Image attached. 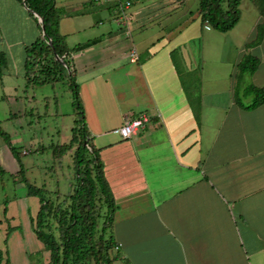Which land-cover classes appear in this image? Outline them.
Returning <instances> with one entry per match:
<instances>
[{"label": "crops", "instance_id": "crops-1", "mask_svg": "<svg viewBox=\"0 0 264 264\" xmlns=\"http://www.w3.org/2000/svg\"><path fill=\"white\" fill-rule=\"evenodd\" d=\"M136 1L124 25L115 2L55 0L59 32L69 49L68 37L94 29L95 37L75 44L83 47L69 57L76 80L86 74L84 82L97 96V73L107 74L111 92L105 98L112 95L118 105L128 106L122 125L142 114L151 120L131 139L108 144V167L98 154L117 207L109 228L117 246L111 264H264V104L245 110L235 103L232 88L204 90L195 55L175 43L176 35L195 25L191 17L173 30L181 16L171 15L180 2L136 6ZM24 13L33 30L29 45L40 32ZM71 16L83 27L63 29ZM155 27L161 31L156 45L142 37ZM122 36L130 37V44ZM132 50L136 62L130 61ZM119 80L125 81V94L117 92ZM0 168L6 170L1 162ZM24 198L10 206L7 219L4 213L0 217L1 264H50V253L35 235L38 199Z\"/></svg>", "mask_w": 264, "mask_h": 264}, {"label": "rangeland", "instance_id": "rangeland-1", "mask_svg": "<svg viewBox=\"0 0 264 264\" xmlns=\"http://www.w3.org/2000/svg\"><path fill=\"white\" fill-rule=\"evenodd\" d=\"M157 2L159 0H137L135 5L144 6ZM198 8L199 0H186L182 2L180 9L171 15L181 16V19L173 24L176 25L174 31L180 26L183 27L188 18L189 20L195 19L194 26L188 29L184 28L180 35H176L178 38L175 43L186 46L191 57L195 55L193 61L197 59L199 62L200 68L197 73H201L204 90H211L212 92L231 91V88L232 90L235 89L237 82V96L240 97V103L244 106L251 104L252 98L245 96L243 91L251 85L264 86V30L259 33L261 38L257 46L247 48L246 45L258 35L256 33L257 26L264 19V0H241L239 5L240 20L227 33H219L207 24H201L198 18ZM24 12L26 10L21 3L18 5L15 0H0V50L7 54V65L0 80V129L10 136L11 142L20 151L19 154H22L21 150L25 152L24 155L20 156L23 169L22 174H20L18 163L13 164L8 157L11 156V152L9 153L10 150L0 138V162L6 169L3 174H0V217L3 216L5 208L4 216L6 219L10 206L12 205L14 208L17 200L25 199L26 186L22 181L23 176L31 185L44 189L43 196L51 199L54 204L57 205L65 200L63 208L69 204L67 195L72 192V186L75 184V172L72 166L75 147L71 152L67 151V154L60 159L53 154V148L69 143L72 138L71 128L74 127V122L77 119V111L72 105V96L67 80L42 87L26 86L23 69L25 58L23 45H27L25 43L33 39V30L29 23L23 19ZM72 17L74 16H71L68 21H63V29L73 30L83 27L82 22L76 20L78 16ZM80 17L86 20L85 16ZM89 17L92 21V16ZM28 18L33 24L34 19L31 16ZM166 22L164 21V23ZM88 30L68 37L67 43L70 49L79 42L95 37L91 31L94 29ZM143 32H145L144 29ZM139 33L136 32L138 35ZM159 33H161L160 29L155 27L153 30L144 33L142 37H146L149 41L150 39L154 40L153 43L156 45V39L160 38ZM134 36L132 35V37ZM121 38L124 44H130V37L122 36ZM134 45L139 52L138 46L140 45L137 41ZM181 47L183 48V46ZM246 54L257 57L260 65L255 74L244 75L239 80L236 78L238 73L236 64ZM86 58L87 55L81 57L80 62ZM69 60L70 58L67 59L68 62ZM124 64L127 63L124 62ZM69 65L74 70L70 62ZM104 75L107 74L100 71L97 73L99 92L95 93L97 96H94L89 85L85 84L86 74H80L79 82L76 80V83L79 87V95H82L80 101L84 111L86 130L90 136L89 143L95 152L100 154L106 166L111 155L105 149L109 143L120 142L119 136L114 134L113 130L122 125V114L128 106L125 103L118 105L112 95L105 98L104 94L108 95L111 91L108 89L110 83H105L108 77ZM117 85L120 87L117 92L120 91L125 94V81L119 80ZM99 94L101 99L97 100ZM58 130H61V136L58 135ZM103 145L105 147H102ZM119 197L117 196L118 200ZM33 198L38 199L34 196ZM38 204L37 200V210ZM104 209L103 212H105ZM116 209L115 205V213ZM103 215L104 213L99 220V233L102 230ZM119 216H122L121 212ZM112 224L110 228H112ZM105 236L112 238L109 229L105 231ZM116 254V250L113 249L110 257L115 258L117 257ZM112 264L122 263L118 261Z\"/></svg>", "mask_w": 264, "mask_h": 264}, {"label": "trees", "instance_id": "trees-1", "mask_svg": "<svg viewBox=\"0 0 264 264\" xmlns=\"http://www.w3.org/2000/svg\"><path fill=\"white\" fill-rule=\"evenodd\" d=\"M16 1L29 12L40 32V36L24 49L23 69L26 86L42 87L67 80L71 91L72 105L77 111V119L71 129L72 138L69 143L53 148V154L60 159L67 151L71 152L75 147L72 164L75 172V184L72 186V192L67 195L69 204L66 205V208H63L65 200L57 205L54 204L51 199L43 196L44 189L31 185L24 176L22 177L27 196L38 198L39 210L36 219L33 220L35 235L42 242L46 251L50 253V264H111L109 252L117 246L111 236L106 238L105 231L112 224L115 213L114 199L104 177L98 154L89 143L90 138L85 126L84 111L75 72L67 61L72 53L79 51L83 46L68 48L65 36L59 32L61 13L55 7V0ZM177 1L182 4L186 0ZM240 1L199 0L198 14L201 22L219 33L229 32L240 20ZM38 18L42 20L41 24L38 22ZM41 26H43V32ZM263 27L264 19L257 26L256 33L258 35L253 42L246 45L247 48L257 46L261 38L259 33L263 32ZM56 57L61 59L63 64L56 60ZM259 64L257 57L250 54L244 55L236 66L238 71L236 78L240 80L244 75H253ZM6 65L7 55L0 51V80ZM243 94L252 98V102L248 106L240 103L236 82L234 99L239 107H243L245 110H254L264 104V86L251 85L245 88ZM0 138L3 139L18 163L19 173L22 174L23 169L18 149L12 144L10 136L1 129ZM3 172L0 168V174ZM5 211L4 208V214ZM103 213L104 220L99 233V220ZM1 262L2 253L0 251V264Z\"/></svg>", "mask_w": 264, "mask_h": 264}, {"label": "built area", "instance_id": "built-area-1", "mask_svg": "<svg viewBox=\"0 0 264 264\" xmlns=\"http://www.w3.org/2000/svg\"><path fill=\"white\" fill-rule=\"evenodd\" d=\"M96 2L100 0H95ZM111 2H115L119 6L120 16L118 20H120L124 25L129 23V10L132 7V3L134 0H108ZM131 62H136L138 60V55L135 52V50H132L129 55ZM62 61L61 59H59ZM149 123H151L150 118L146 114H142L136 118H132L129 120H126L124 124L114 131L115 134H117L121 139L123 140H129L133 136L136 135V133L139 130L144 129Z\"/></svg>", "mask_w": 264, "mask_h": 264}, {"label": "water", "instance_id": "water-1", "mask_svg": "<svg viewBox=\"0 0 264 264\" xmlns=\"http://www.w3.org/2000/svg\"><path fill=\"white\" fill-rule=\"evenodd\" d=\"M36 16V15H35ZM38 22L41 24L42 23V20L40 18H38ZM41 29H42V32H43V26H41ZM44 34V33H43ZM56 60H58L60 63L63 64L62 61L59 60V58L56 57Z\"/></svg>", "mask_w": 264, "mask_h": 264}]
</instances>
